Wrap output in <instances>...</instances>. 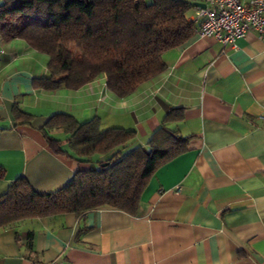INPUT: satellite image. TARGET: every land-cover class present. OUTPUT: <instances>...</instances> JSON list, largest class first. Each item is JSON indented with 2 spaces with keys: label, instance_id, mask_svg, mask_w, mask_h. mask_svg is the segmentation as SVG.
Returning a JSON list of instances; mask_svg holds the SVG:
<instances>
[{
  "label": "crops",
  "instance_id": "obj_1",
  "mask_svg": "<svg viewBox=\"0 0 264 264\" xmlns=\"http://www.w3.org/2000/svg\"><path fill=\"white\" fill-rule=\"evenodd\" d=\"M161 60L164 72L123 99L104 76L47 92L33 86L47 75V56L0 38V195L20 178L54 192L93 167L50 150L40 130L55 114L133 131L130 147L144 148L164 116L182 109L165 127L187 140L151 177L134 216L100 207L13 223L0 229V264H264V41L248 34L224 46L195 35Z\"/></svg>",
  "mask_w": 264,
  "mask_h": 264
},
{
  "label": "trees",
  "instance_id": "obj_2",
  "mask_svg": "<svg viewBox=\"0 0 264 264\" xmlns=\"http://www.w3.org/2000/svg\"><path fill=\"white\" fill-rule=\"evenodd\" d=\"M192 7L183 0H2L0 38L23 41L47 56V75L34 79L36 90L76 91L104 76L106 89L123 99L164 72L165 52L195 36ZM182 115V109L170 110L144 148L130 147L135 132L100 130L97 118L78 123L66 114L51 116L40 130L50 150L93 167L46 194L21 178L11 183L0 195V229L23 220L81 216L100 207L134 216L154 173L187 150V140L165 127ZM15 116L21 125L33 118L19 110ZM53 130L65 139L52 137ZM96 156L106 158L92 161Z\"/></svg>",
  "mask_w": 264,
  "mask_h": 264
},
{
  "label": "built area",
  "instance_id": "obj_3",
  "mask_svg": "<svg viewBox=\"0 0 264 264\" xmlns=\"http://www.w3.org/2000/svg\"><path fill=\"white\" fill-rule=\"evenodd\" d=\"M183 1L193 6L189 22L195 25V35L201 39H213L225 46L253 34L264 41V0Z\"/></svg>",
  "mask_w": 264,
  "mask_h": 264
},
{
  "label": "water",
  "instance_id": "obj_4",
  "mask_svg": "<svg viewBox=\"0 0 264 264\" xmlns=\"http://www.w3.org/2000/svg\"><path fill=\"white\" fill-rule=\"evenodd\" d=\"M196 6L200 7V8H204V5L202 4H196ZM107 164H101V167H105Z\"/></svg>",
  "mask_w": 264,
  "mask_h": 264
}]
</instances>
